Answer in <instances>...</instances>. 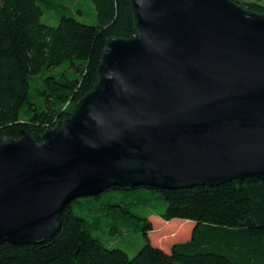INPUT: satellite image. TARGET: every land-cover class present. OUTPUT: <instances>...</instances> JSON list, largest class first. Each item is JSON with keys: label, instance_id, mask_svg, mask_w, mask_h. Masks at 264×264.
I'll use <instances>...</instances> for the list:
<instances>
[{"label": "water", "instance_id": "1", "mask_svg": "<svg viewBox=\"0 0 264 264\" xmlns=\"http://www.w3.org/2000/svg\"><path fill=\"white\" fill-rule=\"evenodd\" d=\"M94 89L38 142L0 135V244L52 238L113 186L264 180V14L235 0H130Z\"/></svg>", "mask_w": 264, "mask_h": 264}, {"label": "trees", "instance_id": "2", "mask_svg": "<svg viewBox=\"0 0 264 264\" xmlns=\"http://www.w3.org/2000/svg\"><path fill=\"white\" fill-rule=\"evenodd\" d=\"M92 1L97 23L63 13L51 25L42 21L53 9L51 0H0L1 136L18 139L26 129L42 142L44 133L70 117L78 101L94 89L108 39L135 35L130 0ZM235 1L264 14V2ZM142 189L159 193L167 207L152 208L137 225L145 244L134 256L93 236L87 220L74 210L75 199L61 213L60 230L52 238L0 244V264H264V180L178 189L113 186L105 192ZM153 214L166 221L185 220L188 230L168 237L189 238L167 250L158 246L150 235Z\"/></svg>", "mask_w": 264, "mask_h": 264}, {"label": "rangeland", "instance_id": "3", "mask_svg": "<svg viewBox=\"0 0 264 264\" xmlns=\"http://www.w3.org/2000/svg\"><path fill=\"white\" fill-rule=\"evenodd\" d=\"M51 3L53 9L42 16L44 23L57 25L59 16L63 13L74 15L86 23H97L96 7L92 0H51ZM76 200L73 204L74 210L87 220L92 235L99 238L106 247L122 249L130 256H134L145 244L144 236L137 226L144 221L142 218L147 217L152 208L164 211L167 207L159 193L150 189L133 193L111 190L103 192L99 197L83 196ZM150 219L154 226L150 234L152 241L166 250L173 242L186 240L190 236L188 234L182 239L168 237L173 232L182 233L188 230V226L182 224L185 220L166 221L156 214L151 215Z\"/></svg>", "mask_w": 264, "mask_h": 264}]
</instances>
